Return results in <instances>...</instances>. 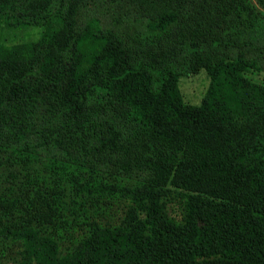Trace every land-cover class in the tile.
Returning a JSON list of instances; mask_svg holds the SVG:
<instances>
[{"label":"trees","instance_id":"16d2710c","mask_svg":"<svg viewBox=\"0 0 264 264\" xmlns=\"http://www.w3.org/2000/svg\"><path fill=\"white\" fill-rule=\"evenodd\" d=\"M0 23L40 27L0 43V264H264V0H0Z\"/></svg>","mask_w":264,"mask_h":264},{"label":"rangeland","instance_id":"374dc122","mask_svg":"<svg viewBox=\"0 0 264 264\" xmlns=\"http://www.w3.org/2000/svg\"><path fill=\"white\" fill-rule=\"evenodd\" d=\"M39 26H16L8 27L0 23V43L16 44L29 42L35 39L39 34ZM244 75L254 81L264 84V70L246 71ZM208 85V76L203 68L196 72L180 75L178 86L183 100L189 103H199ZM6 264H15L8 261Z\"/></svg>","mask_w":264,"mask_h":264}]
</instances>
